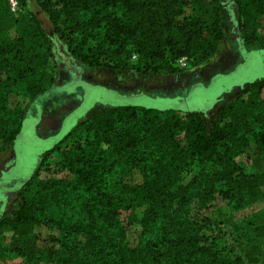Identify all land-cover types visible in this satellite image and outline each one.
Here are the masks:
<instances>
[{"label": "trees", "instance_id": "1", "mask_svg": "<svg viewBox=\"0 0 264 264\" xmlns=\"http://www.w3.org/2000/svg\"><path fill=\"white\" fill-rule=\"evenodd\" d=\"M37 3L70 59L90 69L181 74L180 59L189 68L206 64L225 37L219 0ZM235 7L240 41L251 47L264 0H235ZM16 11L0 0V152L14 154L0 172V206L20 195L12 213L0 217V237L28 246L41 228L55 232L52 264H264V66L243 79L250 98L221 106L213 118L215 94L204 112L189 104L199 100L125 96L84 83L88 100L59 133L42 139L35 132L39 118L28 115L23 101L53 87L55 42L34 14ZM248 53L262 62L264 44ZM73 71L80 80L81 68ZM94 103L109 109L76 123ZM80 130L83 136L69 142ZM249 150L246 169L235 160ZM54 153L56 173L65 176L39 180ZM216 196L235 210L263 203L243 255L223 244L229 213L213 207L204 214ZM123 214L139 225L137 238L128 237ZM12 252L31 264L29 254Z\"/></svg>", "mask_w": 264, "mask_h": 264}, {"label": "rangeland", "instance_id": "2", "mask_svg": "<svg viewBox=\"0 0 264 264\" xmlns=\"http://www.w3.org/2000/svg\"><path fill=\"white\" fill-rule=\"evenodd\" d=\"M23 1V7L19 3L16 12L34 14L48 36L55 42L52 47V57L49 61L54 78L53 87L28 103L23 101L24 105L26 103L28 115L39 118L35 132L42 139H47L59 133L61 127L67 123L68 117L82 107L85 98L88 100V88L85 84L100 86L125 96L143 94L148 97L178 99L179 102L199 100L189 104L196 110L204 112H207L208 108L211 107L209 103L210 96L215 94L217 102L208 111V117L213 118L221 106L240 102L242 99L247 101L250 98L249 93H243L248 87V83L245 82L249 81L242 83L243 79H248L247 77L252 76L251 73H256V69H262L264 66V58H262V62H255L252 61L254 56L248 53L264 44V15L256 23L257 40L251 47H244L240 41L241 34L237 24L238 12L235 7V0H219L222 5V27L225 37L218 53L208 63L195 68H189L186 63L181 65L182 68H186L181 74L157 76L135 71L119 72L104 68L90 69L75 62L67 54L64 43L56 38L54 29L46 15L39 8L37 0ZM62 57L69 58L70 63L76 65L75 68H81L80 80H76V74L73 71L75 68L72 70L68 68ZM256 79L254 78L252 81ZM197 85L198 88L195 89V95H193V88ZM19 88L23 87L19 86ZM260 98L264 100V90L261 92ZM14 100L16 99L12 98V101ZM107 109L109 107L94 103V106L88 110L83 118L76 117V123L80 125L84 121H89L93 116ZM82 136L83 131L80 130L69 142ZM252 154L253 151L249 150L244 155L236 158L235 161L238 165L248 169L251 165ZM56 162L57 155L55 153L49 155L46 165L48 169L44 168L38 179L44 180L52 176L56 178L65 176V173H56ZM13 163L14 154L12 150L0 152V172ZM185 180H189V175L185 176ZM19 199L20 195H15L3 207L0 206V217L11 214L18 205ZM212 204V207L205 209L204 214L211 216L213 207L224 209L229 213L230 221L222 229L223 244L236 254L243 255L246 246L254 238L256 220L263 216V203L258 201L251 206L235 210L221 197L216 196ZM123 217L127 221L128 237L137 238L141 231L139 225L131 214H123ZM51 234L56 235L55 232L41 228L38 238L27 241L28 246H13L8 237H0V264H21L23 262V255L13 253L12 249H18L25 254H29L32 258L31 264H52L51 258L48 257L50 249L53 247L49 240Z\"/></svg>", "mask_w": 264, "mask_h": 264}, {"label": "built area", "instance_id": "3", "mask_svg": "<svg viewBox=\"0 0 264 264\" xmlns=\"http://www.w3.org/2000/svg\"><path fill=\"white\" fill-rule=\"evenodd\" d=\"M9 4L11 7V11L15 12L18 9V2L17 0H9ZM186 64V60L185 59H180L178 61V65L182 68L183 66L181 65H185Z\"/></svg>", "mask_w": 264, "mask_h": 264}]
</instances>
